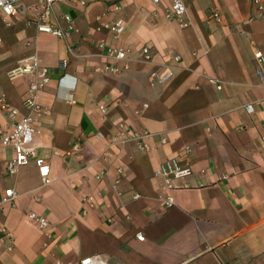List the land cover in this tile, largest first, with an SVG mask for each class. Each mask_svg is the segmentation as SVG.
Listing matches in <instances>:
<instances>
[{
	"label": "crops",
	"instance_id": "obj_1",
	"mask_svg": "<svg viewBox=\"0 0 264 264\" xmlns=\"http://www.w3.org/2000/svg\"><path fill=\"white\" fill-rule=\"evenodd\" d=\"M85 1L49 17L55 25H65L64 12L74 17L68 39L38 31L37 0H17L13 15L0 9L1 91L20 116L31 75L9 72L32 56L51 71L34 139L51 182L33 161L4 172L14 150L0 143V264H80L92 254L108 264H264V82L254 57L264 53V11L253 0H184L182 26L165 16L172 0ZM120 17L116 36L105 23ZM102 44L134 52L130 68L98 71ZM144 45L151 60L139 57ZM167 61L174 74L162 84L152 72ZM11 123L0 108V126ZM135 133H148V150ZM175 156L192 174L168 190L156 168ZM6 188L17 195L1 203ZM32 211L50 227L32 222Z\"/></svg>",
	"mask_w": 264,
	"mask_h": 264
},
{
	"label": "built area",
	"instance_id": "obj_2",
	"mask_svg": "<svg viewBox=\"0 0 264 264\" xmlns=\"http://www.w3.org/2000/svg\"><path fill=\"white\" fill-rule=\"evenodd\" d=\"M159 3L160 0H154ZM82 5L86 4L85 0H37V14L35 18L32 19L35 22L38 31L49 32L60 38L68 39L77 31V24L74 17L69 12H64L62 18L65 21V25H55L49 21V17L53 14L55 7L58 5ZM253 4L257 11H264V0H253ZM120 5L118 3L113 4V9L118 10ZM0 9L7 15H13L17 12L18 3L17 0H0ZM165 16L169 20H176L182 26H188L190 24L188 16V6L184 0H172L170 6L165 11ZM211 19L216 21H221V13L217 9H211L209 12ZM106 27H109L116 36L120 35L125 28V21L123 18H117L112 23H105ZM105 49L102 52L105 58L104 64L97 67L98 71L105 72L108 74H116L127 70L130 68L131 60L134 57V52L130 49L119 47V46H106L102 44ZM69 52H73L72 45L69 44ZM139 57L143 60H151L153 57L152 50L150 46L144 45L139 50ZM254 57L257 66V73L260 79L264 82V53L261 49L255 48ZM181 56L176 54L171 60L179 62ZM68 64L67 59H63L60 66L65 68ZM175 66L167 61L161 63L153 72L152 76L159 83L168 82L174 74ZM22 74L31 75V79L24 95L23 104L27 112L20 116L18 108L12 106L7 100L5 95L1 91L0 83V108L11 120V127L5 129L0 126V143L4 147H12L14 150V155L12 158L7 160L4 172L9 175L16 174L19 169L33 161L39 170L40 177L43 184H49L51 182L50 178V162L39 155L38 147L34 143L35 139V124L42 115V108L39 104L38 98L40 91L45 88V86L51 80V71L49 67L42 66L36 56H32L25 60L23 65L15 68L9 72L11 78H15ZM212 82L217 83V78H211ZM218 87H221L218 85ZM103 111L106 110L105 106H101ZM245 109L249 113H253L255 108L252 104H246ZM148 133L143 135L133 134V138L139 139V147L143 150L149 149V144L145 141L144 137ZM262 140L264 141V134L262 135ZM79 143L76 142L73 145V149H78ZM0 167V176H1ZM156 174L161 176L164 180V186L168 190H173L178 186H187V179L192 174V169L189 165L182 163L179 157H170L165 161L161 162L156 168ZM100 177V176H99ZM17 195L14 188H6L1 199V203L12 202ZM139 194H136L134 198H138ZM92 200V196L88 197ZM93 204V202H91ZM165 204L171 206L174 204L173 195L166 196ZM29 218L41 229H47L50 227V220L35 211L29 213ZM139 239L144 237L140 234L137 235ZM11 245V244H10ZM80 264H108L106 259L101 254H92L84 256L80 260Z\"/></svg>",
	"mask_w": 264,
	"mask_h": 264
}]
</instances>
